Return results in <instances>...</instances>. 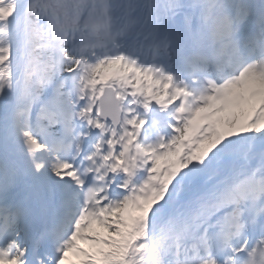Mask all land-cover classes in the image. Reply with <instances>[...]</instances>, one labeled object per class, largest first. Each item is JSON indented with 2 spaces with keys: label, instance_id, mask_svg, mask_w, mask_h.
Wrapping results in <instances>:
<instances>
[{
  "label": "snow or ice",
  "instance_id": "1",
  "mask_svg": "<svg viewBox=\"0 0 264 264\" xmlns=\"http://www.w3.org/2000/svg\"><path fill=\"white\" fill-rule=\"evenodd\" d=\"M0 264H264V0H0Z\"/></svg>",
  "mask_w": 264,
  "mask_h": 264
}]
</instances>
